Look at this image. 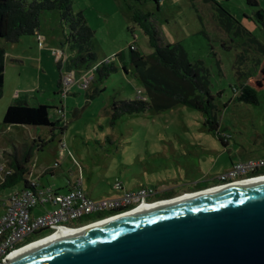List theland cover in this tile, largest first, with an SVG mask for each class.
<instances>
[{
    "label": "rangeland",
    "instance_id": "obj_1",
    "mask_svg": "<svg viewBox=\"0 0 264 264\" xmlns=\"http://www.w3.org/2000/svg\"><path fill=\"white\" fill-rule=\"evenodd\" d=\"M257 2L264 12V0ZM72 10L83 13L94 32L95 66L109 61L107 65L117 70L102 81L95 78L87 91L79 84L92 65L70 71L76 83L63 98L55 62L64 71L72 56L64 45L65 30L56 11L40 17L42 45L36 43V36L7 43L5 52L12 56L5 63L0 98V164L6 169L14 172V160L29 159L28 164L22 163L39 187L64 194L80 183L89 198L100 200L117 194L116 181L127 190L174 194L198 182H215L231 163L264 158V32L245 0H72ZM137 10L151 16L163 45L180 46L201 75L218 110V134L204 126L201 113L185 106L147 110L111 122L114 100L146 98L129 64L128 47L142 56L152 52L146 45L148 38L131 21ZM32 39L34 44L29 43ZM119 49L122 59L117 57L120 52H109ZM240 85L256 91L257 104L236 99ZM14 94L29 104L50 107L51 121L58 120L53 108L62 106L67 121L63 134L55 130L50 140L49 128L4 125ZM38 140L44 142L41 150ZM22 187L18 181L2 191L0 201Z\"/></svg>",
    "mask_w": 264,
    "mask_h": 264
},
{
    "label": "water",
    "instance_id": "obj_2",
    "mask_svg": "<svg viewBox=\"0 0 264 264\" xmlns=\"http://www.w3.org/2000/svg\"><path fill=\"white\" fill-rule=\"evenodd\" d=\"M161 202L69 235L55 228L62 239L28 248L5 264H264V181Z\"/></svg>",
    "mask_w": 264,
    "mask_h": 264
},
{
    "label": "trees",
    "instance_id": "obj_3",
    "mask_svg": "<svg viewBox=\"0 0 264 264\" xmlns=\"http://www.w3.org/2000/svg\"><path fill=\"white\" fill-rule=\"evenodd\" d=\"M245 1L247 6L253 9L255 23L264 32V12L260 9L257 0ZM46 11H56L60 26L65 30L64 45L68 47L72 56L66 61L67 72L80 70L83 67L87 69L90 65L92 68L97 64L95 63L97 56L92 51L91 43L94 32L87 26L83 13L73 12L72 0H0V98L4 85V45L17 43L23 36L35 35L39 30L40 17ZM150 19L149 14H143L139 10L131 17V21L148 38L146 45L152 52L142 56L134 50L135 48L128 47L130 72L142 86L146 98L114 100L111 104V122L124 116L143 114L147 110L163 112L177 106H185L201 113L204 126L218 134L220 128L218 110L201 75L186 60L180 46L163 45ZM129 33L132 34L133 29L129 30ZM137 39V36L132 38L134 42ZM117 57L122 59V52ZM56 65L60 70L61 64L56 63ZM116 70L112 65L101 64L94 73V80L96 78L102 81ZM122 71L128 74L124 65ZM61 75L59 73L58 88H60ZM95 92L96 89L88 97H92ZM236 99L257 104L256 91L247 85H240ZM49 109L50 107L46 105L29 104L25 98L20 97L7 107L2 122L6 126L49 128L50 140H52L55 137L53 132L57 130L58 134L62 135L66 124L59 118L51 121ZM55 110L56 108H53L54 114ZM38 142H40L38 150H41L44 142L40 140ZM25 163H28V159ZM26 175H29L28 169L17 164L14 172L0 182V193L13 187L18 181L23 182L22 188L29 189L30 180Z\"/></svg>",
    "mask_w": 264,
    "mask_h": 264
},
{
    "label": "built area",
    "instance_id": "obj_4",
    "mask_svg": "<svg viewBox=\"0 0 264 264\" xmlns=\"http://www.w3.org/2000/svg\"><path fill=\"white\" fill-rule=\"evenodd\" d=\"M36 37L41 44L42 37L39 34ZM51 53L53 55V52ZM97 68L93 66L86 71L89 76L81 78L79 88L84 90L89 88ZM68 73L65 72L60 78L59 93L63 98L76 83ZM55 114L64 124L67 123L62 106L56 108ZM60 145L63 148L62 143ZM257 169H264V158L234 163L215 180L220 186L243 183L248 181L245 177ZM12 173L13 171L0 164L1 182ZM29 182V189L14 191L0 201L3 209L0 215V264H5L15 252L54 235L59 231L55 228L79 230L128 214L142 205L158 203L149 201L155 195L151 189L127 190L117 181L113 186L117 194L100 200L89 198L81 189L80 183L74 185L68 192L59 194L51 188L39 187L35 181ZM92 215L98 216L93 223L75 225L76 222ZM47 227L54 228L44 229Z\"/></svg>",
    "mask_w": 264,
    "mask_h": 264
},
{
    "label": "flooded vegetation",
    "instance_id": "obj_5",
    "mask_svg": "<svg viewBox=\"0 0 264 264\" xmlns=\"http://www.w3.org/2000/svg\"><path fill=\"white\" fill-rule=\"evenodd\" d=\"M245 180H248L246 182H243V183H248V182H256V181H264V169H257L255 170L254 172L250 173L248 176L245 177ZM215 182L213 181H208V182H198V183H195L193 187L189 188L188 190H181V192H174L171 193H168V194H164V193H155V195L153 196V201H157V202H161V201H165V200H169V199H173V198H176V197H179V196H182V195H185V194H188V193H195V192H200V191H204V190H208V189H212V188H215V187H218L220 186L219 182H217L216 180H214ZM166 193V192H165ZM97 215H92V216H89V217H86L78 222H76L75 225H79V226H82V225H86L90 222H94L95 219H97ZM98 224V223H96ZM92 225H95V224H92ZM90 225V226H92ZM88 226V227H90ZM87 228V227H85Z\"/></svg>",
    "mask_w": 264,
    "mask_h": 264
},
{
    "label": "bare ground",
    "instance_id": "obj_6",
    "mask_svg": "<svg viewBox=\"0 0 264 264\" xmlns=\"http://www.w3.org/2000/svg\"><path fill=\"white\" fill-rule=\"evenodd\" d=\"M164 204H166V203H162L161 202V203H155V204H152V205H142L139 208L135 209L134 211H132V212H130L128 214H130V215L131 214H136V213H139V212H142V211H145V210H150L152 208H156V207H159V206H163ZM128 214H125L123 216H127ZM110 220H112V219H110ZM92 226H94V225H92ZM87 228H90V227H87ZM78 231L79 230H66V232H67L68 235L69 234H72V233H75V232H78ZM62 238H63L62 234L60 233V231H58L54 235H51V236L47 237L46 239L41 240L40 242H37V244L34 243L32 245H29V247H26V248H24L22 250H19V251L15 252L12 256H16L17 254L21 253L22 251H24V250H26L28 248L34 247V246H36L38 244H43V243H47V242L59 240V239H62Z\"/></svg>",
    "mask_w": 264,
    "mask_h": 264
},
{
    "label": "crops",
    "instance_id": "obj_7",
    "mask_svg": "<svg viewBox=\"0 0 264 264\" xmlns=\"http://www.w3.org/2000/svg\"><path fill=\"white\" fill-rule=\"evenodd\" d=\"M37 34H39V35H41L40 33H39V30H38V32L35 34V35H32V36H36ZM19 41H20V39H19ZM36 43L38 44V45H42V43L41 44H39V42H38V40H37V37H36ZM43 41H44V38H43ZM29 43H32V44H34V41H33V39L32 40H30L29 41ZM6 45V44H5ZM4 45V51L6 50L5 48H6V46ZM109 52H123L122 50H117V51H109ZM41 54L43 53V52H40ZM12 56V54L11 53H8V52H5V56H4V72H6V69H5V66H6V60L8 59V58H10ZM55 63H57V62H55ZM64 71L65 72H67V66L65 65V67H64ZM63 69L62 68H60V74H63ZM5 73H4V77H5ZM17 98H20V96L18 95V94H14L13 96H11L10 97V102L7 104V107L8 106H10L11 104H13L14 103V101L17 99ZM7 109V108H6ZM65 111V110H64ZM23 160V159H22ZM22 160H20V161H18V160H14L12 163H13V165H14V167L17 165V164H19L20 166L22 165L23 167L25 166V167H27V165H24L23 163H22ZM24 161V160H23ZM25 162V161H24ZM28 163H29V159H28ZM28 163H25V164H28ZM233 163H231V165H232ZM230 165V166H231ZM15 169V168H14ZM26 178L28 179V180H30V173H29V175H26ZM216 179V178H215ZM214 179V180H215ZM30 181H32V180H30ZM22 189H24V188H22ZM22 189H20V190H22Z\"/></svg>",
    "mask_w": 264,
    "mask_h": 264
}]
</instances>
